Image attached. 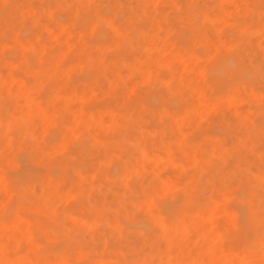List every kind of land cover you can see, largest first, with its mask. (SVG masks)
Wrapping results in <instances>:
<instances>
[{
    "label": "bare ground",
    "instance_id": "bare-ground-1",
    "mask_svg": "<svg viewBox=\"0 0 264 264\" xmlns=\"http://www.w3.org/2000/svg\"><path fill=\"white\" fill-rule=\"evenodd\" d=\"M13 1L15 0H0V30L4 29L1 33L3 35H5L7 29V33L10 31L9 28L13 24L12 20L15 15ZM92 1L76 0L75 2L83 5L86 3L90 4ZM202 1L207 2L208 0ZM218 1L219 5L225 3V0ZM44 2L50 3V6L54 9L55 3L53 0H44ZM157 2L158 0H118L115 8L110 10L108 6V10L105 8L107 6H105L95 16H91V11L94 9H90V15H87L88 12L85 14L86 18L82 19L79 16L80 18H77L76 21H71L72 23L75 21L73 24H76L74 25L75 28L72 29L67 22L69 19L58 20L59 17L55 15L57 12L52 9L58 21H66L65 24L70 29L69 31L72 32V34H69L66 30L67 27L65 28L69 36L73 37V32L77 30L78 36L83 37L82 39H85L84 41L87 44L86 40L88 38L86 39L83 34L88 28L100 30V33L94 31L93 38L91 37V40H88L90 44L94 43L91 46L78 47L79 43L71 39V42L76 43H74L76 46H73L71 42L66 43L65 40L67 46H62L55 54H51V57L53 56L52 59L49 63H44L43 65H39L37 62L46 61L47 54L52 53L55 49L53 48L49 52L45 45L40 51V57L37 59L34 55L35 53H33L35 48L31 52L32 47L22 40L21 37L25 36L21 33L22 31L15 36V40L18 43L16 44L17 46L11 45L12 41L0 44V51H5L4 65L10 71L7 75L0 68V71L2 70L0 72V117H2L0 119V133H4V135L6 133L7 136V133H16L14 131L15 128L21 127H25L24 132L27 134L37 133L35 119H39L43 126L46 125L48 127L53 126L57 122V124L59 122L63 123L62 127L64 130L62 133H69L73 138L77 137L79 133H99L101 129L103 132L105 130L104 134L107 131V135L111 136L105 143L103 141L108 136L104 137L103 141L97 140V143L98 141L101 142H99L101 145L98 151L100 156L91 159L93 161L90 163V159L87 162V160L76 156L77 153L73 151V155L68 156L66 162L61 165L52 163L49 167H46L43 164L41 166L45 169L43 173H41L42 171L37 172L38 170L29 168L25 164L27 162H25V165L23 163L19 164V169H13L15 173L10 174L8 172L11 170L7 171L6 165L3 164L6 157H4L5 159L0 157V169L5 166L2 169L4 174L0 175V192H4L6 195L5 199L0 201V204L6 207L4 214L0 217V264H81L80 262L76 263L75 260L81 259L85 255L87 256L95 247L102 246V244L104 246L107 245L105 244V239L109 243H111L110 239H116V248L124 244L128 252L132 251L133 255L131 258L127 255L120 256L118 254L114 255L115 258L111 257L112 255L110 256L111 258H108L109 254L105 258L97 256L99 258L96 259L95 257V261L100 262V264H114L115 262L118 264H264V144L259 147L253 142L251 144L248 143L251 137L258 136L260 133L264 135V122L258 123V120H256L253 123L249 115L236 111L238 120L233 125L238 129V134H241L238 144L227 147L220 140L213 138V142L208 145L207 158L202 159L203 157L197 153L199 150L198 144L189 141L177 125H175V130L169 129V133L176 137L174 142L165 141L164 139L157 142L158 136L156 133H166L163 125L172 113L164 104L162 105L164 108L150 110L158 124L148 128L140 125L142 119L139 120L135 116L136 109L133 101L129 102V105L120 102L119 107L118 105L116 107L113 106L112 102L99 103L98 109L95 106V108L84 107V110L80 109L74 113L77 116L72 113L73 117L76 116L74 119L72 118V121L68 120L67 115L74 108L72 102L82 100L81 103L79 102L81 105L85 101V90L88 87L92 90L95 89L97 92H99V89L106 94L113 93L119 101L123 99L129 100L133 93L131 81L137 79V77L143 79L147 84V81L154 84L151 80L155 79L158 84H164L165 86L169 83L171 74L175 73V69L182 71L184 70V65L192 62L197 65V61L201 60V58L202 60L208 59V55L212 56L219 50L218 48L217 50L213 49L209 54L205 51L208 57L205 58L203 53L201 57L203 50L200 49H202V45H200L201 47L199 46L200 48L197 47L198 44L205 41L201 34H195L189 40L191 42L190 45H180L182 48L179 46L178 50H174L180 39L182 41L186 38L177 29L185 19L190 24L193 19H201L203 25L207 27L211 25L215 27L216 21L219 25L224 20L226 22L225 18L227 15L226 13L224 15L221 14L219 7L216 11L218 15L216 19L220 21L215 20L214 16L210 14L211 12L209 14L203 13L202 16L192 5L187 7L185 18H178L179 11L176 10V14H171L172 17L175 15L173 18H170V15H166L161 19H154L147 26L144 20H146L148 10L151 7H155ZM226 2L229 3V0H226ZM263 2L261 1L259 6ZM178 3L180 4L181 1ZM66 5L69 6V3ZM126 5L129 9H127ZM238 6L244 5L238 4ZM175 7L178 8L177 6ZM158 8H156L158 12L155 10V13H160ZM37 9L33 10L37 11ZM124 9L129 11L124 13ZM260 9L262 14V7ZM241 10L240 7L238 9L239 13ZM47 11H49L48 16L51 15V9ZM244 15L246 14L244 13ZM228 16L230 17L228 18ZM228 16L229 21L226 23L227 25L225 22L224 24L227 27L231 25V27L242 33L240 39L246 41L247 35L243 36V34L252 35L255 32L246 22L247 19L243 22L244 19L235 17L236 15L229 14ZM59 25L64 26L62 23ZM259 26L256 31H264V22ZM45 29L47 30V28ZM22 30L25 29L23 28ZM55 30L53 29L52 31ZM218 30L221 29H217V32H219ZM226 31H229V29ZM96 32L100 34L97 41L96 37H94L97 34ZM230 32H232L234 38L230 35ZM110 33H113L114 40L109 42L110 38L107 42L104 39V34L107 36ZM224 35L232 38L229 46L235 45L234 47H238L241 45L236 41L238 37L235 38L236 35H234L232 30L227 34L224 33ZM53 37L55 39V36ZM36 38L38 39L39 37ZM162 38H165V42L170 43L171 48L168 46L169 50L174 49L169 57H167L168 54L165 57H162L163 55L159 57L161 51L158 52V58L160 59L157 60L153 57V51L162 49ZM39 39L41 42L43 41L41 37ZM61 40L59 39L58 42ZM257 41L259 42L260 40ZM70 43L72 48L68 46ZM183 44L186 45L188 43ZM221 44H223L222 41ZM195 46L197 49L199 48L198 51L200 50V53H196L197 51L194 50ZM227 46H225L226 48L222 46V48L224 50H228L227 48L232 49V47ZM260 47L263 48V46ZM73 50H78V53L84 59L80 63L82 64L80 72L85 71L88 74L86 75L87 79H84L82 74L79 79L74 78V74H71L74 65H70L68 61L72 58V52H75ZM135 51L141 53L139 57L134 56L133 52ZM6 52L10 54L8 55L7 53L8 56H6ZM232 53L234 55L235 50H232ZM143 54L150 63L148 67L145 66L146 64L142 60ZM75 57H73L74 62L77 60V57ZM67 58H69L68 61ZM231 61L225 60L221 62L220 60V62L217 61L210 66L208 65L207 69L200 70V73L198 71V75L204 76H202L204 78L202 82L204 80V84L207 83L212 86H216L213 85L215 82L223 86L231 85L232 83L227 85L226 83L219 84V80L225 75L237 74L238 77L230 87L232 90H229L227 95L219 96L215 101H219V104L222 107L225 106V108L226 106L230 108L229 105L235 108V104H243L242 101L245 99L256 102L258 105H264V89L257 88L256 90L253 87L255 83H260L264 87V66L244 70L240 64L233 63V60ZM205 64L207 66V62ZM23 67L26 69V74H30V78L27 77L25 80L16 77V72H20L19 70ZM164 73L168 74V78L159 79V76L164 77ZM22 76L26 78L24 75ZM83 79L84 81L81 82ZM145 82L142 85H145ZM136 83L137 81L133 82V84ZM86 84L89 86L85 87ZM223 86L220 89H224ZM146 87L148 86L146 85ZM126 89L127 92L124 93L125 91L123 90ZM220 92L221 94L225 93L222 90ZM152 99L157 102L155 96ZM152 101V107H156L157 104L152 103ZM211 102L214 103L213 101ZM200 103L202 106L205 105V103ZM101 104L104 105L102 106ZM191 105L189 104V106ZM136 107H144V102L139 103ZM192 110L193 108L188 110L187 107L182 112H176L180 116L177 121L183 122L186 120L184 122L186 123L189 119L186 116L190 115ZM248 112H254L255 114L253 110ZM199 116L200 113L196 117ZM255 119H257V116ZM149 128L153 129L149 130ZM18 131L21 132L20 130ZM45 132L46 130L44 129L43 133ZM120 133H132L133 135L130 136L133 138L124 137L119 142H116L115 137L119 136ZM40 134H42L41 131ZM235 134L238 135L237 133ZM150 136H155L156 139L154 138V141H152ZM87 140H92V138ZM94 140L96 141V139ZM8 143L7 146H9ZM46 143L48 144V142ZM117 143L120 144L121 155L116 154L117 152L112 150ZM36 146L31 151L32 153L30 152V155H36L40 148L38 144ZM13 147L14 145L12 144V151ZM68 149L67 142L62 143L61 141L52 140L47 145L46 152L43 153H45L46 157H49L51 154L57 155L58 152L67 154ZM176 151L184 154L187 159L186 165L183 161L185 158L182 156L176 159L174 155L177 154L175 153ZM27 156L30 158L29 154ZM254 157L255 159H253ZM17 159L15 160L19 163L21 161L20 157L19 160ZM82 160L86 161V163L82 162ZM43 161L45 159L41 160L42 163ZM121 163L123 165L117 168V164ZM188 168L191 169V172L187 174L185 181H182L181 177L179 182L173 183L163 175L168 169L186 172ZM101 177L108 183L117 184L116 188H113L114 190H121V192L117 191L116 193V205L112 206V204H109L110 206L106 210H104V205L108 204H99L101 199L92 196V193H100L104 189L101 188L102 190H99L98 185L101 181L99 178ZM68 178L71 186L65 190L63 187L66 183L64 186L62 185ZM134 182L138 183L137 193H135V189L129 190V183L133 184ZM101 183L103 185V182ZM132 184H130L131 188H133ZM34 187H38L39 190L35 191ZM173 187H176L181 194L183 193L181 195L178 191L183 197L178 198L177 201L176 199L174 201L170 200L173 203H167L169 199L165 198H168L169 191L171 193V191L175 190L172 189ZM178 192L176 191V194ZM158 197L164 198L166 201L164 199L159 200ZM223 201H226L225 203L227 201L233 202L232 208L228 212L225 211L227 214L217 206L222 204L221 202ZM78 207H81L82 210L84 209L83 212L86 210L87 212L85 213L88 214L83 215L78 212ZM22 210L24 211L23 213L20 212ZM25 211L36 215L37 221H44L45 224L40 227L35 225L34 227L32 223L34 221L33 215H28L32 218H24L23 214L26 213ZM132 212L141 213L144 220L137 222L133 226L130 223L128 226L126 224L130 221L126 223L121 214ZM222 213H225V216L229 215L232 219L229 223L230 226L225 230L219 225L218 227L215 220V216L218 214V216H221ZM31 223L33 224V229L29 231ZM28 225H30L29 229L27 228ZM230 229L232 231L236 230L238 233L243 232L246 236L244 238L234 237V234H231L232 232L228 234ZM39 233L44 235L47 242H45L44 238H42L43 240L40 238V241L36 237ZM35 237L39 242H36ZM55 241H57L56 245L52 243ZM27 243H29L27 246L28 250L25 251L21 246ZM108 248L114 250V243ZM187 252H191L193 257L189 256L187 260H184L182 256ZM217 254L221 255L217 258L218 260H216Z\"/></svg>",
    "mask_w": 264,
    "mask_h": 264
},
{
    "label": "rangeland",
    "instance_id": "rangeland-1",
    "mask_svg": "<svg viewBox=\"0 0 264 264\" xmlns=\"http://www.w3.org/2000/svg\"><path fill=\"white\" fill-rule=\"evenodd\" d=\"M45 1H47V0H45ZM67 1L66 0H53V2L55 3V5L52 3L54 5V9L52 8V6H50V3L44 2V0H15V1H13V4L15 6V15H14L13 20H12L13 24L9 28L10 31L8 33H7L8 29L5 31V35L1 34L4 31V29L0 30V38H1L0 44L3 42L9 43L11 41H12V44L10 43L11 45L18 44L17 41L15 40V36L17 34H19L20 31H22L21 33H23L26 36L25 37L23 35L24 37H21L22 40L26 44H29L32 47L31 52H33V50L35 48L33 53H35L34 55L36 56L37 59L40 57V54H41L40 51H41V49H43L45 47V45L47 46L49 52L54 48L55 50H53L52 53H48V51H47L48 54H47L46 61H44L42 63L37 62L39 65L40 64L43 65L44 63H49V61L53 57V56L51 57V54L52 55L55 54V52H57L60 49V47L65 46V45L67 46L66 43L71 42V39L76 41V43H79V45H77L78 47L93 45L94 43L90 44V42L88 40H91V37L95 34L94 31H98V30H94L92 28L93 29V31H92L91 27H90L91 30L88 28V30L83 34L86 37V39L88 38V40H86V42H87V44H86L84 41L85 39H82L83 37H79L78 36L79 34L77 33V30H75V29H74L75 33L73 32L74 35H72L73 37L69 36V34H72V32L69 31L70 29L65 24L66 21L63 22V21H58V20L69 19V21H67V22L70 25L69 27L72 29V28H75L74 25H76V24H73V23H75L77 18L78 19L80 17H82V19L86 18V15H85L86 12H88L87 15H90V13H89L90 9H94L91 11L92 12L91 16H95L105 6H107L105 8L108 10H109L108 6L110 7V10L115 8L116 2L118 0H93L90 4L86 3L88 6L86 4L80 5V4L75 2L76 0H67ZM179 1H181L180 4L178 3ZM182 1L183 0H158L157 5L155 7H151L148 10V13H150V14L147 13V17H146V20H144V23H147L146 25L148 26L150 24V22L153 21L154 19H161L162 17H164L166 15H170V18H173L175 15H173V17H172L171 14H176V10L179 11L178 12L179 14L177 15L178 18H185V16H186L185 12L187 10V7L192 6V5H193L192 7L195 8L196 11H198L202 16H203V13L209 14L211 12L210 14H212V16H214L215 20L220 21L219 19H216L218 17L216 11L218 10V7H219L220 13L223 15L225 13L227 16L229 14L230 15H236L235 17L243 18L244 19L243 22L246 21V19H247L246 22L249 24L251 29L255 30V32H253L252 35L251 34L250 35L249 34H243V36L247 35V37L245 38L246 41L244 39H240L242 33H240L237 29H234L233 27H231L230 24L232 21L230 22L229 27L226 26L227 25L226 23H228V21H229L228 18L230 16H228V18L226 16V18H225L226 22L224 20L226 25L224 24V22H220V25H219V24H217V21H216L215 27L213 25H211L209 27L203 25L201 19H199V20L196 19L197 21L195 19H193L192 21H190L191 24L189 22H187V20L185 19L183 22L184 26L182 23L179 25V27L177 29H179V32L181 33V35H183L186 38L183 39L182 41L180 39V42H178V45H176V46L174 45L175 47L173 46L175 49L172 48L170 50L168 49V46L169 47L171 46V45H169L170 43L165 42V38L164 39L162 38L163 39L161 42L162 49L160 48L159 51L154 50L153 51V57L156 58L157 60H159L160 58H158L157 53L160 51H161L160 52L161 54L159 57H161L162 55H163L162 57H165L167 54H168L167 57H169V55H171L173 53V49L178 50L180 45L181 46L190 45L191 42L189 40H191L195 36V34L196 35H198V34L203 35L204 40H205L204 42L197 45V47L202 45V49H200V50H203V51L201 52V55L200 54L199 55L202 57V53L205 54L206 52H208V54H209L211 52V50H213V49L217 50V48H218L219 50H217V51L215 50L216 52L214 53V55H212V54H211L212 56L208 55L209 57L206 56L207 54H205V56L203 55L205 58L208 57V59L202 60V58H201V60H199L200 62L197 61L198 64L200 63V65L194 64L195 62H192L194 65L192 63H187V64L185 63L186 65L183 64L185 66V67H183L184 70L178 71V69H175L174 70L175 73L171 74V78L169 77L170 80L168 81L169 83L165 86H164V84L163 85L160 83L158 84V81L155 79L151 80L152 82H154V84H151L150 81H147L148 82V84H147L143 79H141L140 77H137L138 80L134 79L131 81V85L133 86L132 87L133 93H132V96L129 100L123 99V100L119 101V99H116V97L113 93H107L106 94L103 90L101 91L98 89V91L100 92V94H99V92H97L95 89L92 90V89H90V87H88L85 90V96H84L85 101L83 102L84 104L82 103L80 105L82 100H75V102H72V106H74V108L71 109L70 113L67 115L68 120L72 121L77 116L74 113H76V111H79L80 109L84 110V107H86V108L92 107L93 108L95 106L96 109H98L97 106H99V103H102V102L103 103H105V102L111 103L112 102L113 106L116 107V105H118V107H119L120 102H122L123 104L124 103L128 104L129 102L133 101V105L136 109L135 110V112H136L135 116L138 117L139 120L142 119V121L140 122V125H142L144 128H148L150 126L151 127L157 126V124H158L156 119H155V116L150 112V110H153L156 108H164V106H162L164 104L167 106L166 107L167 109L169 108L170 111H172V113L169 115L170 118L165 120L164 125H163L164 131L166 133H156L158 136V141L157 140L156 141L159 142L161 139H164L165 141L174 142L176 137L172 133H169V129L171 128V129L175 130V125H177L180 128V130L183 132L184 136L187 137L189 141H193V142H196L198 144L199 150L197 151V153L200 154L201 157H203L202 159L207 158L208 145L213 142V138L220 140L227 147L234 145V144H238L237 142H238L239 138H241V136H240L241 134H238L239 133L238 129L236 128L235 125H233V123H235V121L238 120V118L236 117L237 116L236 111L249 115V118H251V121L253 123L256 122V120H258V123L264 122V105H258V103H256V102L245 99L244 101H242L243 104L242 103H238L240 105L235 104V108L232 105H229L230 108L227 106L225 108V106L222 107L219 104V101H215V99L218 98L219 96L227 95V92L229 90H232V89H230V87H231V85L234 84L233 82L238 77L237 74H234V75L228 74V75H225V77H223L224 76L223 75L222 76L223 78L221 80H219V84H225L226 83V85H227V84L232 83L231 85H228V86L218 85L217 82H215L213 84L216 86H212L210 84L208 85L207 83L204 84V80L202 82V79H204V78H202L203 75H201V76L198 75V71L200 73L204 69H207L208 65L210 66L217 61L220 62V60H221V62H224L225 60L232 62L231 60H233V63L240 64L244 68V70H251V69H255L257 67L264 66V57H263L264 56L263 55L264 54V31L263 30H257L256 31V29L260 27L259 25L264 22V19H262V18H264V2L262 4H260V6H259V3L261 1H264V0H229V3L226 2V0H225L224 1L225 3H222L221 5L218 4V2H219L218 0H214V2H213V0H208L207 2H204L202 0H184L183 3H182ZM65 2H67V3H65ZM211 2H212V4H211ZM68 3H69V6L66 5ZM231 3H233V4H231ZM234 3H236V4H234ZM237 3L239 5H242V4L244 5V6H240L242 9L240 13L238 11V9H240V7L238 6ZM126 4H128V3H126ZM175 6H177L178 8H176ZM34 7L38 8L39 10L37 9V11H34L33 10V9H35ZM157 7H159L158 9H159L160 13H157L158 12L156 10ZM260 7H262V9H263L262 14H261L262 11H261ZM234 8H235V11H234ZM50 9H51V12H50L51 15H49L50 16L49 17L48 16L49 11H47V10H50ZM52 9L55 12H57V14H55V15H57L59 17V19L55 18ZM127 9H129L128 6H127ZM22 10H24L25 12ZM155 10L157 11L156 13L154 12ZM103 11H104V9H103ZM128 11L129 10L124 9V13H127ZM254 11H256V12H254ZM244 13L246 15H244ZM256 13H259V14H256ZM182 14H184V15H182ZM88 17H90V16H88ZM231 19H232V17H231ZM73 20H75V21L72 23L71 21H73ZM252 22H253V24H252ZM61 23L64 24L65 27L59 25ZM252 25H254V26H252ZM222 26H223V28H222ZM62 27H64V29H62ZM66 27H67L66 30L69 32V34L65 30ZM23 28L25 30H22ZM45 28H47V30L50 29L51 31L49 30L50 31L49 32ZM52 28L56 29V30L52 31L53 30ZM35 29H36V31H35ZM217 29H221V30H218L219 32H217ZM227 29H229V31H231V30L233 31L234 35H236L235 38L238 37V39L236 41L239 42L241 45H239L238 47H234L235 45L229 46L230 42L232 41L231 36L233 37V34H232V32H230L231 36L224 35V33H226V34L229 33V31H226ZM98 32H96L97 34L94 36V37H96V41H97L98 37L100 36V34H99L100 32L99 33ZM53 33H55V35H53ZM51 34H52V36H51ZM5 36H7V37L4 38ZM53 36H55V39H57V40H55ZM56 36H57V38H56ZM104 36H105L104 39L107 42L110 38H111V40H109V42L114 40L113 33L107 34V36H106V34H104ZM36 37H39V38L41 37V40H43V41L41 42L40 39L39 38L37 39ZM221 37H225V38H221ZM58 38L62 39V40L60 42H58V40H59ZM79 38H80V40H79ZM4 39H5V41H4ZM65 40H66V43H65ZM218 40H220V41H218ZM257 40H260V41L258 42ZM177 41H179V40H177ZM221 41L223 44H221ZM91 42H93V41H91ZM71 43L73 46H76L75 42L72 41ZM71 43L68 44V46H70L72 48ZM183 43H185V44L188 43V44L184 45ZM257 44H258V46H257ZM221 45L223 47L228 45L229 47H232V49L227 48L228 50H226V49L224 50V48H222ZM181 46H180V48H182ZM215 46H216V48H215ZM260 46H263V48ZM197 47L195 46L194 50L197 51L196 53L198 54V53H200L199 52L200 50L198 51V49L201 46L198 49H197ZM260 49H261V51H260ZM232 50L233 51L235 50L234 55L232 53ZM73 51H75V52H72L73 53L71 55L72 58L71 59L67 58V61L69 59L68 63H70V65H74L73 70L71 71V74H74V78H78V79L82 74L84 79L85 78L87 79L86 75H88V74H86L85 71H83L85 74L83 72H80V67H82V64H80V63H82V61L84 59L81 56V54L78 53L79 52L78 50L77 51L73 50ZM45 52H46V50H45ZM7 53H8V55L10 54L9 52H6V56H8ZM11 53H12V51H11ZM133 53L135 54V55L133 54L135 57H139V55L141 54L139 51H135ZM74 56L77 57L76 62H74V59H73ZM228 57L233 58V59L230 60V58H228ZM4 58H5V51L2 50V52L0 51V68H2V70H4V73H7V75H8V73L10 71H9L8 67L6 65H4ZM142 60L145 62L146 67H148L150 65L149 61L147 60V57L144 54L142 56ZM206 62H207V66H205ZM183 65H181V66H183ZM197 67L199 68L198 70H197ZM176 68H179V67H176ZM181 69H179V70H181ZM19 71L20 72H16L17 73L16 77H18V78L20 77V78L25 80V79H27V77L30 76V74H26V69L24 67ZM22 75H24V77H26V78H23ZM72 77H73V75H72ZM161 78L167 79L168 74L164 73V77L159 76V79H161ZM84 79L81 82H83ZM73 81H74V79H73ZM136 81H137V83L133 84V82H136ZM143 81L146 83L145 85H142V83L144 84ZM146 85L148 87H146ZM86 86H89V85L86 84L85 87ZM222 86L224 87V89L223 88L220 89ZM253 87L256 90H257V88H260L261 90L264 89L263 85L260 83H255L253 85ZM89 89H90V92H89ZM260 89H258V90H260ZM220 90L225 91V93L221 94ZM123 91H125L124 93H126L127 89L123 90ZM218 93H220V94H218ZM37 95H39V94H37ZM154 96H155V99L159 103L160 106L153 99H152L153 101L151 100V98H154ZM151 101L154 104L156 103L158 106L156 105V107H152ZM211 101H213L215 104L212 103ZM134 102H136V103H134ZM142 102H144V107H136L139 103H142ZM200 102L205 103V105L207 103V105L202 106V104ZM250 103H252V104H250ZM189 104H192V105L189 106ZM101 105L103 106L104 104H101ZM241 105H244V106L241 107ZM72 106H71V108H72ZM173 107H176V108H173ZM187 107H188V110L193 108V110L191 111L192 114L190 113V115L186 116L189 118L187 120V122L184 123L186 120L183 122L177 121L180 116H178L176 114V112H178V111L182 112ZM227 108H229V109H227ZM89 110L92 111L91 109H89ZM252 110L255 111V114H254V112L253 113L248 112V111L252 112ZM72 113L76 116L73 117ZM193 113H195V114H193ZM199 113H200V116L196 117ZM256 116H257V119H255ZM175 118H177V119H175ZM0 119H2V117H0ZM40 122H41V120L35 119V129L37 130V133L27 134L24 132L25 127L15 128L14 131H16V133H13V134L7 133L8 134L7 136H6V133H5V135H4V133L3 134L0 133V149H2L0 151V157H3V158L6 157V159L4 158L5 159L4 163H3V161H2V163L6 165L7 171L8 170L13 171V172L9 171L8 173H10V174L15 173L13 169H17V168L19 169L18 165L21 163H23V165L26 164L29 168H31L33 170H36V171L38 170L37 172L42 171L41 173H43V171L45 170L43 167H41L43 164H45L46 167H49L52 163H54L56 165H59V164L61 165V164L66 162V160L68 159V156L73 155V153H72L73 151L77 153L76 156H79L81 159L87 160V162L90 159V161H89V163H90L91 161H93L91 159H93L94 157L100 156V155H98V151H99L100 145H101L100 141H103L104 137L108 136L107 135L108 132L106 131V134H104L105 130L103 129L104 130V132H103V131H101L102 130L101 129L99 131V133H79V135H77V137L73 138L72 135H70L69 133H62V131L64 129L62 127L63 123H61V122H59V124H57L58 123L57 122L56 124H54L53 126H50V127H48L46 125L43 126V123L42 122L40 123ZM182 123H184V124H182ZM46 127H47V129H46ZM153 128H155V127H153ZM44 129L46 130L47 133L46 132L43 133ZM152 129L149 128V130H152ZM17 130H20L21 132H19V131L17 132ZM40 131L42 132V134H40ZM229 131H231V132H229ZM218 132H220V134H218ZM235 133H237L238 135H236ZM87 134L89 135V137ZM41 135H43V136H41ZM130 135H133V134L132 133H120L119 136L115 137V140H116V142L117 141L119 142L120 140H122L121 138H124V137L132 139L133 137ZM155 136H153V137L150 136V139L152 141H154V138L156 139ZM226 136H227V138H226ZM109 137H111V136L109 135L106 138V140L104 139L103 143H105L109 139ZM90 138H92V140L88 141L87 139H90ZM94 139H96V141ZM52 140H56L57 142L61 141L62 143L67 142L69 149L70 148H72V149L71 150L68 149L67 154L62 153V152L61 153L58 152L57 155L51 154L49 156L50 158L46 157L45 153H43V152H46L47 145H49ZM97 140H100V141H98V143H97ZM41 141H42V143H41ZM46 142H48V144ZM252 142L255 145H258L259 147H262V145L264 144V135H262V133H260L258 136L251 137V139L248 141V143L251 144ZM7 143L9 146H7ZM12 144L15 147V149L13 147V151L11 150ZM36 144H38V146L40 147L38 149V152L34 156L32 154L30 155V152L35 147H37ZM112 150L117 152L116 154H118V155L122 154L120 151V144L119 143H117L115 145V147L112 148ZM27 152H29V153H27ZM175 153H177V154H174L176 159H179L180 156L185 158V160H183V161L185 162V165H186L187 159L184 156V154L181 153L180 151H176ZM27 154H29L30 158H28V156L26 157ZM21 156L23 157L24 162L22 161ZM19 157H20V160L22 162L20 161L18 163V161H16L15 159L18 158L17 160H19ZM42 159H45V161H43V163L41 162ZM253 159H255V157ZM84 160H82V162L86 163V161H84ZM0 161H1V159H0ZM25 162H27L28 164ZM89 163H87V164H89ZM181 164L184 165L182 162H181ZM122 165H123L122 163L117 164V168H119ZM4 168H5V166H4ZM4 168H2V169H4ZM2 169H0V175L1 176H2V174H4V172H3L4 170H2ZM189 172H191L190 168H188L186 170V172H182L181 170L176 171L174 169H168L163 173V175L166 178H168L171 182L177 183V182H179V179H181V177H182L181 180L185 181L187 174ZM5 176L7 177V175H5ZM176 179H178V180H176ZM99 180H101L99 182V185H98L99 190L101 191L102 190L101 188H104V189L100 193H98V192L92 193V196L94 198L96 197V198L101 199L99 204H102V205H104V203L108 204V205H104L105 206L104 210H106V208L110 206L109 204H112V206L116 205V201H115L116 193H117V191L121 192V190L120 189L114 190L113 188L114 187L116 188L117 184L115 185L114 183H108L105 180H103L102 177L99 178ZM101 182H103L104 186L101 185L102 184ZM104 182H105L106 186H105ZM65 183H66V185H65L66 188L64 186ZM67 183H68V185H67ZM134 183L133 184L129 183V190L132 191L135 189V191H136L135 193H137L138 183L137 182H134ZM130 184H132L133 188H131ZM62 186H64L63 189H65V190H67L71 186V182H70L69 178L67 179V181L65 180L63 182ZM34 189H35V191L39 190L38 187H34ZM172 189H175V190L171 191V193L169 191L168 198H165V199H169V200H167V203H173L170 200L174 201L176 199V201H177L178 198L183 197V196H181V195H183V193L181 194V192L176 187L175 188L173 187ZM176 191L177 192L179 191L181 195L179 194V192L176 194ZM138 193H139V191H138ZM5 196L6 195L4 192H0V201L5 199ZM107 196L109 197L108 199H107ZM158 199L163 200L164 198L158 197ZM113 201H115V202H113ZM225 202L226 201H223V202H221L222 204H218L217 206H218V208L220 207V210H223L224 212L225 211L228 212L232 208L233 202H229V201H227V203H225ZM236 202H238V201L236 200ZM236 205H237V203H236ZM5 210H6V207L4 205L0 204V217L4 214ZM78 210H79L78 212H80L83 215L88 214V213H85V212H87L86 210H85V212H83L84 209L82 210L81 207L80 208L78 207ZM20 212L23 213L24 211L22 210ZM225 213H222V215L220 214L221 216H218L219 215L218 214L217 215L218 217L215 216L217 226L218 225L221 226L222 228H224V230L227 229L228 226H230L229 223L232 221V219L230 218L229 215L225 216ZM19 214L21 215V213H19ZM28 215L30 216L33 214H29L26 212L23 214V217L24 218L27 217V219L33 217L34 221L32 223L34 224V227H35V225L37 227H40L42 224L43 225L45 224L44 221H42V222L37 221L36 215H33L32 217H29ZM121 216L123 217L124 220H126V223H128L127 221H130L128 224H126L128 226L130 223L133 226L137 222L144 220V219H142V215L139 212H132V213H126V214L122 213ZM33 224L31 225V228L29 227L30 225H28L27 228L28 229L30 228L29 231H31L33 229L32 228ZM231 229L229 230L228 234H230L232 232L231 234H234V237L237 236V237H243L244 238L246 236V235H244L243 232L238 233V232H236V230L232 231L233 229L232 230ZM230 236H232V235H230ZM36 237H38L39 240H40V238H41V240H43L42 238H44V235L39 233V235H37ZM36 237H35V240H36ZM44 240H45V238H44ZM46 240H45V242H47ZM110 241H111V243H109L108 240L105 239V244H107V245L104 246L102 244V246L95 247L92 252L87 254L88 257L85 255L81 259H76L75 260L76 263L80 262L81 264H100V262L98 263L95 260L98 259L100 256H103L104 258L108 257L107 254H109L108 258H111V257L115 258L114 257L115 254H118L120 256L127 255L129 258L132 257V255H133L132 251H130L131 253L128 252V250L125 248L124 244L123 245L121 244L120 246H118L119 248H116L117 247L115 245L116 239H110ZM36 242H39V241L36 240ZM42 242H44V241H42ZM56 242L57 241L52 242V243H54V245H56L55 244ZM113 243H114L115 249L111 250L110 248H108V246L112 245ZM28 245H29V243L22 244L21 248L23 250L27 251ZM129 254H130V256H129ZM97 256H99V257H97ZM189 256L193 257V256H191V252L184 253V255L182 257L184 258V260H187V258ZM220 256H221L220 254H217L216 260H218L217 258ZM95 257H96V259H95ZM114 264H118V263L115 262Z\"/></svg>",
    "mask_w": 264,
    "mask_h": 264
}]
</instances>
